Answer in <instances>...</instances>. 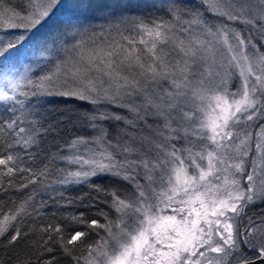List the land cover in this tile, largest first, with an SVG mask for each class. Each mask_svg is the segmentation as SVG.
<instances>
[{"label": "rangeland", "instance_id": "1", "mask_svg": "<svg viewBox=\"0 0 264 264\" xmlns=\"http://www.w3.org/2000/svg\"><path fill=\"white\" fill-rule=\"evenodd\" d=\"M117 1L119 3L116 5L123 6L127 3L126 1L129 3L130 1H139L142 8L149 5L163 7L170 3L168 0H54V2L53 0H28L24 11L15 12L6 8V10L0 9V32L10 31L13 28L20 30L17 33L19 37L16 39L18 43L11 45L10 32L3 39V42L8 44L5 45L4 52L0 53V89L15 97L17 89L24 83L29 70L36 63L42 61L40 59L51 55L54 51L55 65L48 75L54 77L56 71L61 69L62 83H58L59 86H57L60 92L77 87L83 89V85L74 84L70 80L65 83L66 70L76 65L88 69L85 76L93 81V87L96 89L90 94L87 101L91 102L92 99H95L98 102L114 106L116 104L123 105L119 103L120 101H130L135 105L134 107L149 116L121 117L119 120L108 117L102 119L100 123L97 122V126L89 125L90 135L85 140L77 141L69 149V154L67 153L64 161L69 166L68 173L90 171L93 166L83 164L81 162L83 160H99L108 164L109 160L103 159L106 155L111 156L112 162L118 166L120 177H116L110 172H98L94 175H110L119 178L121 183L118 184L119 192L109 200L108 204V210L113 212V216L103 219L104 227H100L99 238L90 248L107 251L110 255L118 251L116 240L121 238V229L125 231L134 229L137 219L142 218L141 214L135 211L142 202L140 191H144L149 198L147 203L158 204L159 208L163 209L161 215H172V207L178 206L173 204L171 207H165V202L158 203L156 198L162 190L167 188V184L162 182L161 178L163 177L164 181L167 180V172L171 168V163L160 165V161L166 159V154L175 149L177 155L190 164L189 150L193 155L196 152L206 154L207 151L216 150L215 145L206 138L211 135L208 129L198 127L204 119V115L197 109L206 106L210 101H201L189 93L187 97L179 99L177 107L169 108V103H176L167 96L168 92L174 91L171 78L167 80L151 79L150 74H145L139 67L140 63L146 66L153 63L152 55L147 51V48L151 47V43L147 47L145 44L139 43L141 39L150 40L142 31V26L152 28L157 24L164 25L163 42L156 44V56L159 57L157 63L163 61L164 64L172 66L178 63L182 64L187 59L191 71L194 73L191 77V87L205 91L209 97L214 93L227 94L231 97L232 94L241 90L242 85L240 69L235 66V62H230L234 52L228 51V46L220 38L218 29L228 33L229 44L233 45L234 51L237 42L234 41L233 34L240 32L231 26L232 23L249 27L250 33L252 35L256 33L255 39L260 41L261 46L264 47V21L257 19L261 8H264V0H196L206 8L207 16L203 12L189 11L188 16L181 19L182 21H170L166 24L158 21L146 23L142 18H136L135 22L139 21L137 27L128 21L127 16L131 17L129 14H123L125 15L121 18L123 23H118L114 18L104 13L108 5H115ZM241 8L245 9L246 18L252 19L253 24L229 20L225 15H220V12L238 14ZM44 10L48 11V16L39 17V12ZM99 14L102 17L97 20L96 17ZM37 18L41 19V23L33 26L30 20ZM194 19L198 23H191ZM62 20L63 23H61ZM176 23L177 25H174ZM98 24L104 26L98 28L99 26H96ZM132 24L135 25L134 33L128 35L131 40L128 38L115 39L114 36L121 28L127 29ZM209 30L216 35L210 34ZM22 36L24 39H21ZM197 41L201 43H197ZM181 46L187 50L198 49L194 60L192 57H185L184 53L180 51ZM133 47L136 54L140 56V61L129 63L124 60V57ZM255 48V45L245 40L244 54L249 56V62L254 66L259 57L264 56V52H259ZM109 52L115 54L108 56ZM92 56H96L95 61L91 60ZM110 63H113L111 76L108 75ZM166 70L171 71V67ZM59 71L57 72L59 73ZM10 83L16 86L14 92L9 87ZM3 103L5 101H0V105ZM123 107L130 108L132 105L124 104ZM185 112L193 114V119H187L184 116ZM102 123H105V128L101 126ZM262 123H264V117L232 125L231 130L236 139L230 142L228 149L221 148L219 150L221 155L226 154L227 157H230V159H226L225 165H218L220 168L229 163H238L241 159L244 161L243 172L237 173L234 168L229 170L230 178L239 180L242 188L247 187L246 176L253 171L254 164L260 165V168L256 169L257 173L264 169V147L259 150L256 148L257 143L264 144V137L257 135V133H264V128L260 127ZM242 124L248 126L245 132L242 129ZM106 132H108V136ZM245 133H251V136L244 148L237 150L235 146L241 139H244ZM158 145L160 147H157ZM243 151H246L248 155H242ZM197 160L203 166L207 165L206 160L199 161L198 157ZM145 163L148 164L147 168L144 167ZM189 172L198 175L194 168H190ZM124 175L130 176V179H123ZM216 175L220 176L219 181L216 180ZM224 175L225 173L219 172L209 180L212 184H218L223 181ZM117 198L124 200L131 207L117 211L115 204ZM262 199L257 196L252 203H246L241 213ZM4 214H0V218ZM232 222L244 240L247 239L250 242L253 240L264 245V223L255 226L248 224L240 232L238 217ZM250 229L251 233H249ZM257 243L254 245L258 246ZM239 245H241L240 242ZM249 248L259 249L258 247ZM241 250H244L242 246H240L239 252L234 255H240ZM87 259H91L89 251L76 264H86ZM101 259V257H95L97 264Z\"/></svg>", "mask_w": 264, "mask_h": 264}, {"label": "snow or ice", "instance_id": "2", "mask_svg": "<svg viewBox=\"0 0 264 264\" xmlns=\"http://www.w3.org/2000/svg\"><path fill=\"white\" fill-rule=\"evenodd\" d=\"M48 14V11L44 10L39 12L38 15L43 18L47 17ZM220 15H225L229 20L253 24L252 19L246 18V12L243 8L239 10L238 14L220 12ZM257 19L264 21V8H261ZM30 23L35 26L41 23V19H32ZM191 23L195 24L198 21L194 19ZM163 28L164 25L162 24H157L152 28L142 26V31L150 40L141 39L139 43L145 44L146 47L151 43V47H148L147 51L152 55L153 63L147 66L140 63L139 67L145 74H150L151 79L167 80L171 78L174 91L168 92L167 96L176 103H169V108L177 107L179 99L187 97L189 93L201 101H210L206 106L197 109L204 115V119L198 127L208 129L211 135L206 138L215 145L216 150L207 151L206 154L196 152L194 155L189 150L190 164H187L185 159L177 155L175 149L166 154V159L160 161V165L171 163V168L167 172V180L164 181V178H161L162 182L167 184V188L162 190L156 198L158 203L165 202V207H171L173 204L178 205L172 207L173 214L161 215L163 209L159 208L158 204L147 203L149 198L144 191H140L139 195L142 202L135 211L140 213L142 218L137 219L134 229L129 231L121 229V238L116 240L118 251L110 255L107 251L90 249L89 257L91 259H87L86 264H97L95 257L102 258L99 264H233L234 260L239 261V264H253L251 260L243 255H234V253L239 252L240 245L238 241L241 234L232 221L240 216L246 203H252L257 196L264 198V169L257 173L256 169L260 168V165L254 164L253 171L246 176L247 187L242 188L240 181L230 178L231 174L229 173V170L233 168L237 173L244 171V161L242 159L238 163L226 164L223 168L218 167V165H225L226 159H230L226 154L221 155L219 150L221 148L228 149L230 142L236 139L231 130L232 125L239 124L241 121H253L264 117V56H260L254 66L253 63L249 62V56L244 54L245 38H242L240 33L233 34V39L237 42L234 51L233 45L229 44L228 33L225 30L218 29L220 38L228 46V51L234 52L230 62H235V66L240 69L239 74L242 85L241 90L232 94L231 97L221 93H214L209 97L205 91L191 87V77L194 73L191 71L187 59L182 64L178 63L172 66L164 64L163 61L157 63L159 57L156 56V44L157 42H163ZM209 32L216 35V33H211V30ZM197 43L201 42L197 41ZM205 50L207 49L205 48ZM180 51L184 53L185 57H192L193 60L198 54V49L195 48L187 50L181 46ZM114 54L113 52L107 53L108 56ZM91 60L95 61L96 56H92ZM124 60L129 63L139 62L140 56L136 54L133 47L127 52ZM113 63L108 65V75L110 76ZM169 67H171V71L166 70ZM86 71L88 69L73 65L65 72L67 77L65 83L70 80L74 84L83 85V89L77 87L51 93L46 92L43 85H41V92L47 95L56 94L88 100L90 94L95 92L96 89L93 87V81L86 78ZM51 79V77L44 78L49 82ZM9 87L12 88L13 92L15 91V84L10 83ZM33 95H36V93H33ZM0 101H15L17 104H22V101L16 100L14 96L9 95L2 89H0ZM91 102L97 103L98 101L92 99ZM184 116L187 119H193L191 113L185 112ZM100 118L107 119L108 117L102 116ZM114 118L120 119L119 116ZM5 127L12 129L25 145L31 142L30 137L25 138L24 136L28 130L19 126L18 119L5 122ZM260 127L264 128V123ZM3 131L4 128H0V132ZM257 135L264 137V133H257ZM250 136L251 133H245L244 139H241L239 144L235 146L236 149L242 150ZM262 147H264V144H256L258 150ZM242 155L247 156L248 153L243 151ZM197 157L199 161L206 160L207 165L203 166L198 162ZM15 159L12 155L0 154V166L4 169V175H13L16 170L14 166ZM103 159L109 160V163L105 164L99 160H83L81 161L83 164L93 166L91 170L71 172L68 176L77 182L89 176H94L98 172H110L112 175L120 177L121 173L117 164L112 162V157L106 155ZM144 167L147 168L148 164L145 163ZM190 168L196 169L198 175L190 174ZM219 172L225 173L223 181L212 184L209 178ZM122 178L129 180L130 176L124 175ZM215 178L218 181L220 180L219 175H216ZM257 178H259L258 183ZM29 182L34 183L35 180L32 179ZM24 187H27V185H24ZM115 204L117 211L131 207L130 204L119 198L116 199ZM23 211L24 207L21 205L15 212L2 215V218H0V236L8 233L12 221H15ZM78 222L83 223L82 220ZM89 227L100 228L104 226L92 220ZM52 231L59 234L62 229L56 227ZM251 231L250 229L249 233ZM19 236L20 231L16 229L9 242L17 241ZM85 236L86 233L75 231V234L67 240V245H73ZM244 243L247 244L250 241L245 239ZM67 245H63L64 250L67 254H71V249ZM256 259L259 264H264V245L256 250Z\"/></svg>", "mask_w": 264, "mask_h": 264}, {"label": "trees", "instance_id": "3", "mask_svg": "<svg viewBox=\"0 0 264 264\" xmlns=\"http://www.w3.org/2000/svg\"><path fill=\"white\" fill-rule=\"evenodd\" d=\"M168 1L170 3L167 6L149 5L143 8L139 1H126L125 6L116 5L119 3L117 1L115 5L107 4L108 8L104 13L118 23H123L121 18L129 14L131 17L127 16L128 21L136 27L139 23L135 22L136 18H142L146 23L158 21L166 24L170 21H182L189 11L203 12L207 16L206 8L196 0ZM27 2L28 0H0V9L24 11ZM101 17L99 14L96 18L99 20ZM96 26L100 28L104 25ZM132 26L121 28L114 36L115 39L131 40L128 35L134 33ZM231 26L237 28L245 40L255 45V49L264 52L261 42L255 39L256 33L255 36L252 35L249 27L235 23ZM19 31L13 28L0 32V53L4 52L5 45L8 44L3 42L5 35L10 32L9 40L14 45L18 43L16 39ZM21 39H24L23 36ZM53 52L40 59L42 61L29 70L24 80L26 84L23 83L17 89L15 99L22 101V104L8 101L0 105V128H4L0 132V154L16 158L13 175H4V169L0 166V214H10L21 205L24 207V211L12 221L8 233L0 236V264H76L84 257L101 233L100 228L89 227V224L95 220L102 225L103 219L113 216V212L108 210V204L119 192L121 183L119 178L106 174L91 176L79 182L67 178L69 166L64 162L67 153L77 141L85 140L90 135L89 125L97 126V122H102V119H98L102 116L149 117L130 101H120L123 105L114 106L101 102L91 103L72 96L43 94L41 85L46 92H60L57 86L62 83L61 69H58L59 73L56 71L54 77L49 76L55 65ZM45 77L52 79L49 82L44 80ZM124 104L132 107L124 108ZM13 119H18L19 126L28 130L24 136L31 138L29 144L25 145L12 129L5 127V122ZM246 125L242 124L244 132L248 129ZM101 126L105 128L106 125L102 123ZM106 135L108 136V132ZM32 179L35 180L34 183L29 182ZM80 220L83 223L78 222ZM260 223H264V198L246 208L238 217V227L242 230L248 224L255 226ZM56 227L61 228L62 232L57 234L52 231ZM16 229H19L20 236L17 241L10 243L11 235L15 234ZM75 231L84 232L86 236L73 245H67V240ZM244 241L243 239V243ZM239 242L244 249L240 255L247 259L256 256V250L249 247L261 246L253 240L242 244L239 238ZM256 243L258 246L254 245ZM63 245L71 249V254L65 252Z\"/></svg>", "mask_w": 264, "mask_h": 264}, {"label": "water", "instance_id": "4", "mask_svg": "<svg viewBox=\"0 0 264 264\" xmlns=\"http://www.w3.org/2000/svg\"><path fill=\"white\" fill-rule=\"evenodd\" d=\"M249 260H251L252 262H253V264H255V263H259V261L256 259V257H251V259H249ZM233 264H239V261H235V262H233Z\"/></svg>", "mask_w": 264, "mask_h": 264}, {"label": "flooded vegetation", "instance_id": "5", "mask_svg": "<svg viewBox=\"0 0 264 264\" xmlns=\"http://www.w3.org/2000/svg\"><path fill=\"white\" fill-rule=\"evenodd\" d=\"M240 232H242V229H241V231H240ZM240 238H241L242 244H244V243H243V238H242V235H240Z\"/></svg>", "mask_w": 264, "mask_h": 264}]
</instances>
